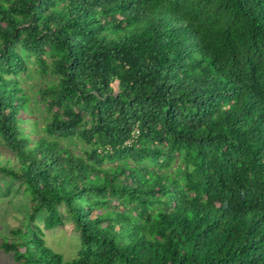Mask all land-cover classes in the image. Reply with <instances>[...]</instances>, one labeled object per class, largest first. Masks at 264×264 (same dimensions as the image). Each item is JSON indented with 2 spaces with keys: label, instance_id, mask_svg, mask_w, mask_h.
Masks as SVG:
<instances>
[{
  "label": "trees",
  "instance_id": "1",
  "mask_svg": "<svg viewBox=\"0 0 264 264\" xmlns=\"http://www.w3.org/2000/svg\"><path fill=\"white\" fill-rule=\"evenodd\" d=\"M0 136L20 264H264V0H0Z\"/></svg>",
  "mask_w": 264,
  "mask_h": 264
},
{
  "label": "rangeland",
  "instance_id": "2",
  "mask_svg": "<svg viewBox=\"0 0 264 264\" xmlns=\"http://www.w3.org/2000/svg\"><path fill=\"white\" fill-rule=\"evenodd\" d=\"M31 62V63H30ZM28 70L23 74L24 86L31 92L34 98V116L38 124L48 116L37 90L52 80L51 76L43 77L39 74L37 65L29 60ZM117 91V84L115 85ZM39 125V127H40ZM31 127V126H30ZM4 145L0 136V166L11 167L15 164L12 154ZM31 194L26 190L21 180L11 175L0 173V264H20L14 259L12 252L8 253L1 248L5 236H11V231L24 225L32 206ZM64 212V224L54 229H44L47 244L55 251L62 253L67 259L78 254L81 246L80 232L71 219ZM38 221L42 225V215Z\"/></svg>",
  "mask_w": 264,
  "mask_h": 264
}]
</instances>
